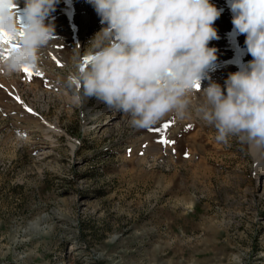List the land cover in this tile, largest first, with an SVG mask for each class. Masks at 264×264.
Segmentation results:
<instances>
[{"label": "rangeland", "instance_id": "1", "mask_svg": "<svg viewBox=\"0 0 264 264\" xmlns=\"http://www.w3.org/2000/svg\"><path fill=\"white\" fill-rule=\"evenodd\" d=\"M225 10L204 79L222 88L224 70L248 62ZM45 24L43 78L0 68V264H264V172L245 140L217 141L197 112L202 92L184 119L134 128L75 79L68 86L74 58L86 66L107 27L89 0H59ZM12 44L0 43V66Z\"/></svg>", "mask_w": 264, "mask_h": 264}, {"label": "clouds", "instance_id": "2", "mask_svg": "<svg viewBox=\"0 0 264 264\" xmlns=\"http://www.w3.org/2000/svg\"><path fill=\"white\" fill-rule=\"evenodd\" d=\"M59 0H24V22L17 16L18 0H0V32L18 47L3 62L6 73L24 66L40 70L41 52L54 38L45 24ZM107 24L90 41L88 63L74 58L75 79L84 97L130 115L137 129L149 128L173 113L188 115L195 86L209 79L216 61L218 39L213 27L221 16L210 0H89ZM232 24L246 36L248 66L230 74L222 88L211 82L203 89L200 118L217 129V141L235 136L264 152V0H230ZM23 33L21 36L20 33ZM80 93L73 95L79 103Z\"/></svg>", "mask_w": 264, "mask_h": 264}, {"label": "bare ground", "instance_id": "3", "mask_svg": "<svg viewBox=\"0 0 264 264\" xmlns=\"http://www.w3.org/2000/svg\"><path fill=\"white\" fill-rule=\"evenodd\" d=\"M21 2V1H20ZM210 2L212 3V4H215L214 6H218V7H220V8H217V9H222V8H227L228 10H225V11H228L226 14H224V18H225V16H228L229 18H230V20H231V23H232V19H233V12H232V10H231V6H230V0H210ZM22 3V2H21ZM20 3V4H21ZM216 6V7H217ZM230 7V8H229ZM224 11V10H223ZM227 19V18H226ZM22 21V20H21ZM23 23V22H22ZM232 33L235 35H238L239 33H238V31L234 28V26H233V24H232ZM231 29V28H230ZM245 38V37H244ZM246 39V38H245ZM245 41V40H244ZM239 44H242V43H239ZM244 45H246L245 43H244ZM244 58L246 59V60H248V62H246L243 66H241L239 63H236L235 65H234V67L233 68H227V69H225L224 70V72H227L226 73V77H227V79H228V77H229V75L230 74H233V73H236V72H238V71H241V70H243V69H245L247 66H248V64H249V62L250 61H252L253 60V57L248 53V51H247V53H245L244 54ZM243 58V59H244ZM246 60H244V61H246ZM241 62V61H240ZM206 84H209V82L208 81H206V80H202V82H201V84H200V89L199 90H196V89H194V91H193V94H192V96H194L195 94H197V93H199V92H201V91H203V89L204 88H206L207 86H206ZM203 95V94H202ZM198 96H200L199 94H198ZM252 151H253V153H254V155H255V158H256V160H257V163H258V165H257V169L260 171V172H264V152H258V151H256L255 149H252Z\"/></svg>", "mask_w": 264, "mask_h": 264}, {"label": "snow or ice", "instance_id": "4", "mask_svg": "<svg viewBox=\"0 0 264 264\" xmlns=\"http://www.w3.org/2000/svg\"><path fill=\"white\" fill-rule=\"evenodd\" d=\"M20 35L22 36L23 33L21 32ZM12 41H13V38H12V37L8 36L7 34H5V33H3V32H0V43H3V44H5V45H9V44H12ZM17 47H18L17 44H12V50L16 49ZM12 50H11V51H12ZM10 55H11V52L9 53L8 56H5V59H8V58L10 57ZM53 59L55 60V57H53ZM87 63H88V59L85 60V64H86V65H87ZM57 64L59 65V61H57ZM60 66H62V65H60ZM21 70L25 73L26 77H27L29 80H31V78H32L33 76H37V77L43 78V74L40 73L39 71H35V72H34V71H33V68H32L31 66H27V65H26V66H24ZM195 89H196V90H199V89H200V85L197 84V85L195 86ZM17 99H19V98H17ZM27 110L31 112V109H27ZM168 127H170V124H169V123H165V124L162 126V129H151V128H150L149 130H150V131H157V132H166V130H167ZM189 127H190V126H189ZM160 142H161L162 144H165V145H168V144H170V143H174V141H169L166 137H165V138H162Z\"/></svg>", "mask_w": 264, "mask_h": 264}]
</instances>
